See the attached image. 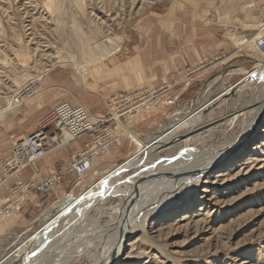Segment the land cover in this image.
Instances as JSON below:
<instances>
[{"label": "rangeland", "instance_id": "obj_1", "mask_svg": "<svg viewBox=\"0 0 264 264\" xmlns=\"http://www.w3.org/2000/svg\"><path fill=\"white\" fill-rule=\"evenodd\" d=\"M45 1L0 0V157H8L11 142L31 134L34 123L60 101L83 106L94 120L110 121L112 116L120 120V143L93 156L90 171L78 178L66 170L76 150L73 153L68 151L70 161H58L55 166L59 171L49 175H63L59 188L48 194L33 191L39 195L36 199L44 204L33 205L31 193L29 199L20 202L19 206H11L8 214L1 216L0 227L15 224L14 220L23 214L28 205L29 209L24 212L27 227L20 226L21 232L25 228L27 231L0 239V258L47 221L51 208L65 195L89 188L99 177L96 172L129 158L136 152L141 140L162 132L175 118L174 113L182 111L183 115L178 118L192 111L197 114V108L207 99L242 79L238 69L250 70L255 61L264 63V51L259 52L254 47L256 39L264 34L263 27H260L264 23V0H148L153 4H149L145 14L133 19L129 28H126L128 19L121 20L115 28L114 25L111 28L100 26L102 21L96 23L92 17L87 20L85 6L74 0L64 2V5L57 3V7L60 5L58 8L63 6L65 13L55 18L54 22L50 20L53 14L45 7ZM87 25H99L101 29V34H89L96 35L97 52L92 57H84L78 48L79 33L76 29L85 30ZM102 34L110 35V38L104 39ZM235 39L246 41V46L235 45ZM107 53L110 57L106 56ZM73 57L78 69H83L82 74L72 66ZM94 57L98 59L92 62ZM36 76L40 86L36 93L21 105L8 100L17 87ZM16 81L20 83L17 85ZM240 84L234 96L221 98L218 104L196 116V122L185 127L177 138L201 136L203 142L199 148L206 150L236 139L249 118L240 116L231 126L226 123L216 126L229 120L240 108H250L261 96L263 85L257 80ZM139 93L147 98L123 110L113 106L115 100ZM167 95L177 97L176 104L170 107V111L155 112L153 105ZM141 96L135 97L141 100ZM133 108L136 114L131 118L127 111ZM263 126L262 122L259 130ZM210 128L214 132L206 133ZM261 136L258 133L246 150L264 142ZM84 140L78 139L71 147L83 145ZM259 151L251 159L244 157L241 162L244 165L230 176L210 178L207 184L194 188L187 195V199L193 202L185 212L180 211L165 221L149 224L150 227H145L147 231L129 237L127 243L132 245L131 248L125 246L126 249L121 252L123 263L264 264V145ZM159 155L164 157L163 153ZM23 170L4 185L8 188L11 180ZM33 178L36 182L46 179L37 175L30 179ZM4 185L0 186V191ZM14 187L0 208V215L11 204ZM120 198V195L112 197L92 207L87 215L91 222L95 220L99 226L106 225L116 216L114 208L120 206ZM170 199L165 212L172 213L178 211L185 195L179 193ZM182 215L185 218L181 221ZM61 224H56L54 229L60 228ZM68 237L69 234L65 236ZM84 239L68 243L70 254L67 259L74 260L69 264L92 263V239ZM9 242L12 244L8 245ZM42 261L41 264H57L50 263L47 255ZM12 262L19 263L18 259Z\"/></svg>", "mask_w": 264, "mask_h": 264}, {"label": "bare ground", "instance_id": "obj_2", "mask_svg": "<svg viewBox=\"0 0 264 264\" xmlns=\"http://www.w3.org/2000/svg\"><path fill=\"white\" fill-rule=\"evenodd\" d=\"M74 1L77 4H79L80 2L81 6H85V16L88 17L87 20H89L91 17L94 21H96V23H100L99 21L101 20L102 22L100 23V26H106L110 28L113 25L114 28L115 25H120V21L124 19H128V22L126 24L127 27H125L129 28V23L136 17L145 14L148 11V8H150L149 4H153L149 3L150 1L148 0ZM157 1L159 2V0ZM58 2L60 5L62 3L64 5L66 2L71 3L72 0L45 1V7L49 12H52L53 14L50 20L54 22H56V19L62 13H65L64 8H62L63 6L61 8H58L60 6L58 5L57 7ZM100 26L98 25L93 27L87 25V28L82 31L80 28L76 29V31L79 33V37L77 39L78 48L84 57H92V55L96 54V35L89 34H101ZM260 27H263V31L264 23ZM101 37H104V39H106L110 38V35L102 34ZM234 42L236 43L235 45L239 47H244L247 44V42L242 39H235ZM245 48H248V46ZM44 49L45 48H43V50ZM106 56L110 57V54L107 53ZM94 58L95 59H93L92 62H95L97 61L96 59H98L97 57ZM71 63L74 68L78 66L74 57L71 58ZM253 65L255 66V68H257V72L253 74H250L251 72H249V76H246V70L234 69V71L240 70L243 75L242 78L245 77L243 79L244 81L257 80L258 82L257 76L262 68H258L255 63ZM261 65H264V63ZM81 69H78L77 67L75 70H78V73L82 74L81 71H83V69ZM37 77L38 76L32 79L38 80ZM16 83L18 85L20 82L16 81ZM261 84H263L261 85L262 88H260L261 96L256 100L254 104L250 105V108H247L245 110H241L240 108V111L236 112L233 117L231 116L230 119L228 118L229 120H226L220 125L216 126L220 127L224 123H226L228 126H231L233 125L236 118L240 116H245V119L249 118V120H246V126H244L242 133L238 134L236 139H231L227 141V143L225 142L226 144L222 145L221 147L218 146L217 148H214L213 146L212 148L210 146L211 149L206 150L199 148V146L201 147L203 142V138H200L201 136L199 138L195 136L192 138H177V136L182 133V130L185 127L188 128L189 125L192 126V124L196 122L194 120L196 116H200L201 113L206 112L207 108L218 104L221 98L223 99V97L231 96L230 92H233L235 90L233 89L236 85L235 84L232 86L233 88L231 87V89L233 90H230V88L226 89L225 91L221 90L220 93L215 97L207 99L205 103L197 108V114H193L194 111H192L191 113H184V116L178 118L177 116L183 115L181 111L182 109L180 110L181 112L174 113L173 115H175V118H173L171 122L163 128L162 132H159V134L157 135L149 136V138L146 140H141L138 149L136 150V152H134L133 155L129 156V158L127 159L120 161L119 164L106 168L104 171L96 172L95 174H98L99 177L95 179V182H93L89 188H86L82 191L79 190L77 192L74 190L65 195L63 199L59 201V203H56V206L51 208L50 211L59 209L60 204L68 198H72L76 204L74 206L66 205L65 207L51 215L47 221H45L40 227L34 230V233H36V231L40 228H47L43 229L44 231L42 230L43 233H39L30 249H28V245L30 243V241H28V237L34 235V233L29 235L28 237H25L24 239H21L20 244L17 245L15 249L8 252L6 256L0 258V264H12V261H15L20 257H25L24 255L26 254L29 256L23 262L25 264L26 262H28L27 259H29V257H31L38 249H40L41 244H43L44 242L49 243L47 247L40 251L38 255H35V257L30 259L27 264H41L43 262L42 259L44 255H47V257H49L51 261L50 263L55 262L57 264H69L74 260L67 259V256L70 254L68 243L71 241L77 242L78 239L84 238L92 239L91 243L93 247L91 248V250H94L90 256V261H92L91 264H124V259H122L123 257L121 252L126 249L125 246L131 248L132 245L130 242H125L126 244H122V239L126 236V234L131 237L138 232H144L146 230L145 227L149 224L151 225L153 223H157L158 220L165 221L166 219L174 216L177 212H185L190 206V203L193 202L190 199H187V195L190 194V192H193L194 188H198L200 185L207 184L206 182L210 178L217 179L225 178V176H230V173L235 172L238 167L244 165L241 164V162L244 161H242L244 157L250 158L257 152H260L259 148L264 145V142L261 141V139L264 138V126L260 130H254L253 125L257 115L262 109L261 107L264 102V83ZM22 85H20V87H22ZM20 87H17L16 90H14L13 94L16 93L17 89H19ZM10 97L8 98L9 101L11 99ZM212 131L213 129L210 128L206 131V133H210ZM258 133L262 135L260 139L261 146L259 145V143H256L254 145L252 144L253 146H251V148H249V150L247 151V146H244L246 140L250 139V137L254 139L258 136ZM174 150H176V152H174ZM159 153H163L164 157L159 155ZM224 166H226V169L222 170ZM128 171L131 172H129L130 176L128 174L125 175L126 173H128ZM103 181H107L106 195L104 197L98 198L96 200V204L92 207H95L100 203L107 202L109 198H116V196L119 195L121 196V203L119 204L120 206H118V208H114L116 216L110 219V221L107 222L106 225L99 226L98 221L94 220L93 222H91V219H89V216H87L88 212H90L92 208L88 211L84 210L90 201H84L79 207L77 206V201L81 197H83L82 199H85L92 193L100 190ZM78 184H81V182H79ZM179 193L185 195V201H183L180 207H178V211L172 213L165 212V210L168 209L170 205V198ZM132 198H136V202L129 209V212L127 214L128 220L120 228V220L123 217V213L126 209L127 203ZM76 210L80 213L81 217L76 216ZM184 218V215L180 216L181 221ZM58 221L62 222L61 227L54 229V224ZM48 224L49 227H47ZM67 234H69L70 237L65 238ZM96 241H101V243L96 244Z\"/></svg>", "mask_w": 264, "mask_h": 264}, {"label": "built area", "instance_id": "obj_3", "mask_svg": "<svg viewBox=\"0 0 264 264\" xmlns=\"http://www.w3.org/2000/svg\"><path fill=\"white\" fill-rule=\"evenodd\" d=\"M254 47L259 52L264 51V34L260 39H256ZM39 88V80L30 79L17 89L11 100L17 105H21ZM136 95L141 96V93L133 94L129 98L121 97L113 102V106L123 110L126 106L133 105L137 101H144L147 98L143 95L141 96L142 99L139 100L136 99ZM133 110L134 108L127 111L131 118L136 114ZM118 117L116 116V118ZM119 123L120 120L118 121L113 116L110 121L94 123L92 117L82 106H72L68 102H60L34 123L32 134L11 142L8 157H0V186L4 185L18 171L30 167L33 163L61 150V148L70 146L80 138L88 139L90 146L72 156L66 170L76 178L83 177L91 169L93 156L102 154L106 149L120 143ZM62 178L63 175L54 173L38 182L34 178L19 182L18 186L13 188L10 206L2 210L0 218L2 215L8 214L11 206H19L20 202L29 199L33 191L48 194L59 188Z\"/></svg>", "mask_w": 264, "mask_h": 264}, {"label": "crops", "instance_id": "obj_4", "mask_svg": "<svg viewBox=\"0 0 264 264\" xmlns=\"http://www.w3.org/2000/svg\"><path fill=\"white\" fill-rule=\"evenodd\" d=\"M177 101V97H175L174 95H167L164 96V98L161 100V102L157 103L156 105H153V109H155L154 111H170L172 106H174L176 104ZM60 102H67V101H60ZM60 102L54 104L53 106L59 104ZM69 103V102H68ZM71 104V103H69ZM72 106H76L78 104H71ZM52 106V107H53ZM81 106V105H80ZM52 107H50L49 109L46 110V112H44V114H42L41 117H43ZM83 107V106H82ZM84 108V107H83ZM85 109V108H84ZM86 110V109H85ZM87 111V110H86ZM146 112V111H145ZM88 113V112H87ZM89 115L91 116V114L89 113ZM92 117V116H91ZM94 123H101L103 122V119L101 120H94V118L92 117ZM34 131V128H33ZM32 131V132H33ZM32 134V133H31ZM30 135V134H29ZM135 138V136H134ZM133 138V139H134ZM85 142L83 145H76L74 148L70 146L61 148V150H58L56 152H53L49 155H47L45 158H43L42 160H39L35 163H33L30 167L25 168L18 176L17 178L11 180L10 184H8V188L7 185H4L3 190L0 191V208L5 204V202L8 200V197L10 195V191L11 188L14 187V185H16L18 182L20 181H26L30 178L33 177V175H37V177L43 179V178H47V176H49L51 174V172H56L59 171L56 169L55 164L60 161L63 160V162H67L70 161L69 158L67 157L68 151H71L73 153L74 150H76L72 155H76V153L83 151L84 148H87L89 146V141L88 139L84 138ZM87 141V142H86ZM10 150H11V145H10ZM10 154V151H9ZM8 154V155H9ZM66 166V165H65ZM64 167V166H63ZM62 167V168H63ZM7 195V196H6ZM36 196H39L38 194H36L35 192L32 194V203L33 205L36 204H44V202H39L36 198ZM41 198V197H40ZM24 207V206H23ZM28 205H26L25 209L23 210V214H19L18 216V224H17V220H14V223L11 224H7L5 226L0 227V239H2L3 237H8V236H12L14 234H16L17 232L22 233V232H26L27 228L24 229V231L21 232L22 227L20 229V226H25L27 227V219L25 217V213L27 212V210L29 208H27ZM25 212V213H24ZM18 225V227H17ZM17 227V228H16ZM18 234V233H17ZM6 237L4 239H6ZM12 244L11 242H9L8 245Z\"/></svg>", "mask_w": 264, "mask_h": 264}, {"label": "water", "instance_id": "obj_5", "mask_svg": "<svg viewBox=\"0 0 264 264\" xmlns=\"http://www.w3.org/2000/svg\"><path fill=\"white\" fill-rule=\"evenodd\" d=\"M255 63V65H257V67L258 68H262L261 69V71L258 73V76H257V79H258V83L259 84H261V83H264V79H262V77H264V65H261L260 63H258V62H254ZM229 69H234V67H230ZM249 72H251L250 74H253V73H255V72H257V68H255V66L253 67V68H251L250 70H246V76H249L248 75V73ZM245 78V77H244ZM244 78H242V79H240L239 81H237L234 85H235V87L237 86V85H239L240 83V86H242V83L244 82ZM239 86V87H240ZM231 87H232V85L229 87L230 88V90H233V89H235L233 92L231 91L230 92V95L231 96H234V94H235V91L238 89V87L237 88H233V89H231ZM224 96V95H223ZM231 96H229V97H223V99H226V98H230ZM220 98V97H219ZM262 109H261V111H260V113L257 115V117H256V119H255V121H254V125H253V129L255 130V129H259L260 128V126H261V124H262V122H264V102H263V104H262V107H261ZM253 131V130H252ZM251 140H253L251 137H250V139H248V140H246V142H245V144H244V146L246 145H248L250 142H251ZM128 172H130V171H128ZM107 182V181H106ZM106 182H102V184H101V188H100V190H98L97 192H95V193H92L91 195H89L87 198H85V199H82L83 197H81L80 199H78V201H77V206L79 207L84 201H90L89 202V204L85 207V211H88V210H90L91 208H92V206L93 205H95L96 204V200L98 199V198H101V197H104L105 195H106V191H107V187H106ZM135 202H136V198H132V199H130V201L127 203V205H126V209H125V211H124V213H123V217H122V219L120 220L121 221V223H120V228L124 225V223L128 220V218H127V214H128V212H129V209L131 208V206L133 205V204H135ZM76 203H75V201H73V199L72 198H68V199H66V200H64L63 201V203H61L60 204V207H59V209H56V210H52L51 212H50V215H49V217L51 216V215H53L54 213H56L57 211H59L60 209H62L63 207H65L66 205H69V206H71V205H75ZM71 208V207H70ZM69 208V209H70ZM78 209V208H77ZM75 214H76V216L77 217H81L80 216V213L79 212H77V210H76V212H75ZM49 219V218H48ZM60 221H58L57 223H55L54 225H56V224H58ZM50 224V223H49ZM49 224H48V226L47 227H49ZM53 225V224H52ZM51 225V226H52ZM43 229H47L46 227H44V228H40V229H38L37 231H36V233H34V235H32V236H30V237H28V241H30V243H29V245H28V249H30L31 248V245H33V243H34V241H35V239L38 237V235H39V233H43ZM43 230V231H42ZM121 231V230H120ZM129 240V236L126 234V236L122 239V244H124L125 242H127ZM49 243L48 242H44L43 244H41V248L40 249H38L31 257H29V259H27L28 260V262H29V260L30 259H32L33 257H35V255H38L39 254V252L40 251H42L43 249H45L46 247H47V245H48ZM25 257H20V258H18V264H24L23 262L26 260V258L29 256V255H24ZM23 260V261H22ZM28 262H26L25 264H27Z\"/></svg>", "mask_w": 264, "mask_h": 264}, {"label": "snow or ice", "instance_id": "obj_6", "mask_svg": "<svg viewBox=\"0 0 264 264\" xmlns=\"http://www.w3.org/2000/svg\"><path fill=\"white\" fill-rule=\"evenodd\" d=\"M262 79H264V77H262Z\"/></svg>", "mask_w": 264, "mask_h": 264}]
</instances>
